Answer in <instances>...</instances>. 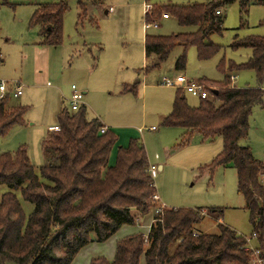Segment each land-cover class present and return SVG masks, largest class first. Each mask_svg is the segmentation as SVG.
<instances>
[{
	"label": "trees",
	"instance_id": "1",
	"mask_svg": "<svg viewBox=\"0 0 264 264\" xmlns=\"http://www.w3.org/2000/svg\"><path fill=\"white\" fill-rule=\"evenodd\" d=\"M234 2L239 3L245 16L252 5L264 7V0H211L193 5L169 4L153 10L152 17L146 18L149 22L168 15L182 27L198 29L171 36L147 35V70L167 62L178 47L182 53L174 65L177 72L186 70L191 48L196 49L201 61L213 58L222 47L214 44L210 36L222 33L221 7ZM90 3L104 4L102 0H78L80 19L86 17ZM67 10L66 0L37 8L30 25L40 29V45L62 44ZM218 10L220 15L216 14ZM243 47L252 50L250 60L242 65L230 63L227 70H253L259 86L230 87L228 75L223 82L200 79L198 82L209 88L211 98L193 107L183 90H178L172 111L162 124L185 130L178 145L182 147L194 134L208 141L223 138V151L211 167L231 165L236 169L238 191L250 213L256 249L264 258V164L254 158L250 147L241 145L249 136L253 108L258 105L264 109V34L244 39L237 36L232 48ZM218 69L223 74L227 72L223 61ZM138 86H126L125 91L137 94ZM11 100L6 96L0 101L1 136L26 124L29 107L17 104L10 109ZM57 120L59 131L42 142L46 165L35 167L25 146L14 154H0V264H72L83 248L93 242H107L123 227L134 226L138 215H148L158 205L153 200L157 189L143 143L132 139L128 147H120L116 165L110 166L118 137L112 130L101 133V122L88 120L85 106L75 113L63 108ZM19 195L32 206L29 215ZM202 212L205 211L165 208L154 215L147 236L137 233L126 237L117 243L113 261L98 257L90 264H252L248 240L230 227L218 224V234L195 231L203 221ZM208 213L221 219L222 210Z\"/></svg>",
	"mask_w": 264,
	"mask_h": 264
},
{
	"label": "rangeland",
	"instance_id": "2",
	"mask_svg": "<svg viewBox=\"0 0 264 264\" xmlns=\"http://www.w3.org/2000/svg\"><path fill=\"white\" fill-rule=\"evenodd\" d=\"M60 1L0 0V79L20 81L24 85L23 95L13 98L8 108L17 104L29 107L25 117L26 126L13 128L6 136L0 135V154H14L25 146L32 164L35 167L44 166L41 143L48 135V128L58 124L61 109L66 108L72 113L67 101L70 100L72 86L82 91L89 88L92 92L83 101L87 104L88 119L99 117L105 124L125 129L128 134L119 141L118 149L128 147L135 139L145 146L151 164H159L160 161L166 164L165 169H157L153 177L157 189L153 200L158 205L152 213L143 217L138 215L136 224L127 226L133 229L129 232L147 236L149 226L154 223V215L165 203L167 207L161 211L165 208L204 210L203 221L195 226L198 233L218 234V224H224L244 236L254 247L257 242L253 237V225L245 199L238 191L236 169L231 165L211 167L223 151V138L208 141L203 140L200 134H194L186 146H178L185 130L162 124L163 117L171 113L177 89L160 82L164 77L183 74L188 79L205 78L223 82L225 75H235L237 78L233 86L237 88L259 86L253 70L229 72L227 68L230 63L245 64L252 57L251 49H233L232 43L237 36L244 39L264 34V26H261L264 24V7L252 5L246 16L241 14L238 2L221 7L222 33L210 36L214 44L222 47L218 54L201 61L196 49L191 48L186 70L176 72L174 64L182 51L178 47L167 62L145 75L142 69L146 33L171 36L196 32L198 29L182 27L171 16L168 19H154L160 23V28H151L145 33V17H152L153 10L164 5L203 4L211 0H102L103 5L88 4L86 17L82 19L79 17L82 11L78 0H66L68 10L64 17L63 42L58 47H44L40 45V29L31 26L30 19L40 5ZM6 2L10 5H6ZM147 4L156 6L145 11ZM106 11H109L107 15ZM222 61L226 74L218 69ZM127 74L135 76V80H129ZM121 75L131 84L140 82L137 94L125 92ZM230 86L233 87L232 84ZM184 96L190 106L199 105L198 98L188 94ZM151 127L158 130L153 132ZM140 128L144 130L143 133L138 132ZM241 145L250 147L254 158L264 164V109L258 105L252 110L248 139L243 140ZM157 156L161 157L159 161ZM116 162L117 158L114 165ZM158 195L161 201L155 199ZM18 197L29 215L32 206L21 195ZM211 210H222L221 219L210 217L208 212ZM123 235L125 230H120L107 241L112 251L106 248L107 245L103 247L98 243L101 251L106 252L107 256L114 254L117 240ZM174 248L175 245L171 251Z\"/></svg>",
	"mask_w": 264,
	"mask_h": 264
},
{
	"label": "built area",
	"instance_id": "3",
	"mask_svg": "<svg viewBox=\"0 0 264 264\" xmlns=\"http://www.w3.org/2000/svg\"><path fill=\"white\" fill-rule=\"evenodd\" d=\"M152 7H153L152 5L147 4L145 6V11L151 10ZM216 14L220 15L221 11L220 10L216 11ZM162 18L168 19L169 16L163 15ZM145 27L146 28H159L160 24L158 21L153 20L150 22L149 21L146 22ZM236 78H237L236 76H231L232 86ZM160 83L166 87H173L178 90H183V92L195 98H198L199 100H209L211 98V93L208 87L200 84L197 80L188 79L182 75L164 77L162 78ZM23 90H24V85L21 84L20 81H15L14 83H10L8 81L0 79V101H3L6 98V96H10L11 99L20 98L23 95ZM83 98H84V94L75 85H73L71 97L69 100V104H70V108L72 112H77L80 109L82 102H83ZM154 129L155 128H153V130ZM51 131H54V132L59 131V127L54 126L51 128ZM106 131H108L107 128H104V127L101 128V133H105ZM150 173L152 177H155L157 173V167L156 166L150 167ZM262 182L264 185V180ZM155 199L159 200L160 198L159 196H156ZM164 207L165 206L163 205L162 208H160L157 212L158 213L161 212V210ZM150 226H149V230H150ZM249 248L252 251V255H253L252 264H264V258H262L259 250L250 244H249Z\"/></svg>",
	"mask_w": 264,
	"mask_h": 264
},
{
	"label": "crops",
	"instance_id": "4",
	"mask_svg": "<svg viewBox=\"0 0 264 264\" xmlns=\"http://www.w3.org/2000/svg\"><path fill=\"white\" fill-rule=\"evenodd\" d=\"M146 2H149L148 0L146 1ZM145 5V4H144ZM193 5V4H192ZM154 6H156V5H153V7ZM165 6V5H164ZM95 8H97V7H95ZM36 11V10H35ZM109 13V11H106V15ZM171 17V16H170ZM169 17V18H170ZM147 17H145V19H146ZM146 22H148L147 21V19H146ZM160 24V23H159ZM160 28V27H159ZM159 28H155V29H159ZM149 29H151V28H146L145 26H144V30H145V33L149 30ZM147 35H149L148 33H146L145 34V39H146V36ZM145 39H144V61H143V65H144V68L142 69V71L145 73V75L146 74H148L149 72H150V70H147V67H148V65L150 64V61H149V59L147 58V56H146V52H145ZM40 42V41H39ZM44 47H48V46H44ZM181 53H182V51H181ZM180 56V55H179ZM178 56V57H179ZM177 57V58H178ZM177 60V59H176ZM157 62V61H156ZM155 62V64H158V63H156ZM176 62V61H175ZM175 65V64H174ZM153 70V69H152ZM174 71H175V69H174ZM177 72V71H176ZM140 73V72H139ZM128 75V78H130L129 80H135V76H131V74H127ZM123 75H121L120 76V78H122V88L123 89H125L126 88V86H133L134 84H136V83H138L139 85H140V82L139 81H136L134 84H131L130 82L131 81H127L128 79H124L123 77H122ZM177 76H179V75H177ZM182 76H184V74L182 75ZM231 76H235V75H231ZM231 76H230V79H231ZM132 78V79H131ZM162 80V79H161ZM11 82L10 83H14L15 81L14 80H10ZM198 81V80H197ZM9 82V81H8ZM125 82H127V83H125ZM231 83H232V81H231ZM139 87V86H138ZM231 87V86H230ZM233 87H235V86H233ZM83 94H84V98H83V101L85 100V97L87 96V94L89 93V92H92L91 91V89H89V88H85V89H83V91H82V89L80 90ZM137 91H138V89H137ZM177 91H178V89H177ZM176 91V92H177ZM126 93H128V91H125ZM184 94H187V93H185L184 92ZM175 95H176V93H175ZM189 95V94H188ZM191 96V95H190ZM191 97H193V96H191ZM70 98V97H69ZM193 98H195V97H193ZM174 99H175V96H174ZM67 101L69 102V99H67ZM173 103H174V100H173ZM70 105V104H69ZM81 106H85L86 107V112H87V104L86 103H84V102H82V105ZM173 107V106H172ZM62 110V109H61ZM172 111V110H171ZM72 113H75V112H72ZM170 114V113H169ZM167 116V115H166ZM165 117H163V119H164ZM87 119H88V117H87ZM94 119H98L100 122H101V124H102V126L104 127V128H107V130H112L116 135H117V137H118V141H117V143H116V145L114 146V148L112 149V152H111V155H110V160H109V165L110 166H114V161L116 160V158H117V153H118V147H119V141H121V139L122 138H124V137H126V136H128V134L126 133V130L125 129H116V128H113L111 125H108V124H105L99 117L98 118H94ZM88 120H92V119H88ZM24 126H26V124L24 125ZM54 126H57V125H54ZM54 126H50L49 128H48V135H47V137L45 138V139H43V141L44 140H47L49 137H50V135L52 134V131H50V129L52 128V127H54ZM18 127H23V126H18ZM16 128V127H15ZM153 128H155V127H151L150 128V130L151 131H153V132H156L158 129L156 128V129H154L153 130ZM143 129L141 130V128L138 130V132L139 133H143ZM184 135V134H183ZM131 136V135H130ZM180 137H181V135H180ZM178 138V139H181V138ZM183 137V136H182ZM177 139V140H178ZM42 141V142H43ZM41 148H42V143H41ZM42 151H43V149H42ZM43 155H44V159H45V164L44 165H46L47 163H48V159H47V157H46V154L44 153V151H43ZM149 158V157H148ZM157 159H158V161L161 159V157H159V156H157L156 157ZM150 163V162H149ZM156 165H158V166H156ZM165 163H162L161 161H160V163L159 164H151L150 163V167H152V166H156L157 167V169L159 170V171H163L164 169H165ZM159 196V195H158ZM160 198V197H159ZM160 201H161V199H160ZM165 207H167L166 205H165V203H162ZM152 223V222H151ZM122 230H125V235H123L122 237H120V239H118L117 240V243L119 242V241H121V240H123L124 238H126V237H129V236H132V235H135V234H137L136 232H134L133 233V231L132 232H129L128 230H133L132 228L131 229H129V228H127V226H125V227H123L122 229H121V231ZM114 237V236H113ZM109 241V240H108ZM100 245V244H99ZM98 245V243H96V242H93V243H91V244H89L88 246H86L85 248H83L81 251H80V253L77 255V257L75 258V260H74V264H90L91 263V261L94 259V258H98V257H104V258H106L108 261H113L114 260V257H115V253H116V248H115V253L113 254V253H111V254H109L108 256H107V253L106 252H104V251H101V249H100V246ZM101 245H104L103 247H105V245H107V242H106V244H104V243H101ZM117 245V244H116ZM115 245V246H116ZM255 248H256V245L254 246ZM106 248H110V250H111V247L109 246V245H107L106 246ZM109 250V251H110ZM113 250V249H112ZM111 250V251H112Z\"/></svg>",
	"mask_w": 264,
	"mask_h": 264
},
{
	"label": "water",
	"instance_id": "5",
	"mask_svg": "<svg viewBox=\"0 0 264 264\" xmlns=\"http://www.w3.org/2000/svg\"><path fill=\"white\" fill-rule=\"evenodd\" d=\"M156 63H158V62H156Z\"/></svg>",
	"mask_w": 264,
	"mask_h": 264
}]
</instances>
